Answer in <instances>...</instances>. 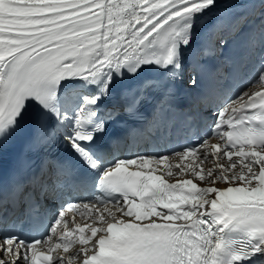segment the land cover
Wrapping results in <instances>:
<instances>
[{
    "label": "snow or ice",
    "instance_id": "6c2138e0",
    "mask_svg": "<svg viewBox=\"0 0 264 264\" xmlns=\"http://www.w3.org/2000/svg\"><path fill=\"white\" fill-rule=\"evenodd\" d=\"M254 33L260 71L217 106L197 143L109 155L110 124L178 77L187 56L235 38L251 49ZM16 141L25 151L6 168ZM52 149L63 150L54 164ZM67 178L101 196L77 205L64 197ZM6 186L38 207L61 203L39 238L0 236V264H264V0H0V201ZM78 207L91 222L69 230L65 211Z\"/></svg>",
    "mask_w": 264,
    "mask_h": 264
},
{
    "label": "bare ground",
    "instance_id": "6f19581e",
    "mask_svg": "<svg viewBox=\"0 0 264 264\" xmlns=\"http://www.w3.org/2000/svg\"><path fill=\"white\" fill-rule=\"evenodd\" d=\"M249 7H250V6H249ZM234 10L237 11V12H243L245 9H244L243 7H237V8H235ZM253 35H254L255 42H257V48L253 49V48L255 47V43H254V46L251 48V54H250L251 57H252L256 52L260 51L258 34L254 33ZM247 46H248V45H247ZM248 47H249V46H248ZM249 49H250V48H249ZM218 51H220V50H218ZM218 51H216V52H218ZM202 57H203V56H201L199 59H201ZM184 63H185V62H184ZM197 63H198V62H197ZM252 87L255 88V87H258V86L253 85ZM126 103H127V101H125V102L122 104V101H121V106H123V105L126 104ZM217 142H218L217 140H210V141H209V143H217ZM13 145H14V143L11 144L10 147H12ZM171 162H172V163H176V162H178V161H177V158L174 157V156L171 157ZM206 166H210V165H206ZM161 167H163V166L161 165ZM170 181H171V179H170ZM84 214H85V215H88V216H87V221L84 222V223L82 222L81 225H83V224H85V223H90V222H91V215L85 213V211H84ZM65 219H67L66 216H65ZM74 227H75V224H74V225H72V224L69 225V228H71V229H73ZM60 231H62V230H61V229L58 230L57 233H59ZM86 231H87V230H86ZM86 234H87V232H86ZM70 239L78 240V233H74L73 236L70 237ZM74 245H76L77 247L74 248V249H72V250L68 253V256H69L72 252H74L76 249H78V248L80 247L79 243H75ZM73 264H77V262L74 261Z\"/></svg>",
    "mask_w": 264,
    "mask_h": 264
}]
</instances>
